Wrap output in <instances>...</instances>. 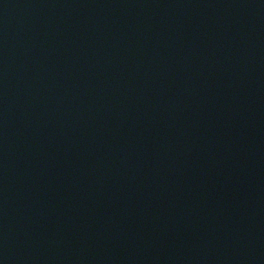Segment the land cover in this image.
I'll return each mask as SVG.
<instances>
[{
	"label": "water",
	"instance_id": "obj_1",
	"mask_svg": "<svg viewBox=\"0 0 264 264\" xmlns=\"http://www.w3.org/2000/svg\"><path fill=\"white\" fill-rule=\"evenodd\" d=\"M0 264H264V0H0Z\"/></svg>",
	"mask_w": 264,
	"mask_h": 264
}]
</instances>
